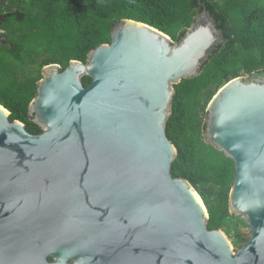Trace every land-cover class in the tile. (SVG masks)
Returning a JSON list of instances; mask_svg holds the SVG:
<instances>
[{
  "label": "water",
  "instance_id": "1",
  "mask_svg": "<svg viewBox=\"0 0 264 264\" xmlns=\"http://www.w3.org/2000/svg\"><path fill=\"white\" fill-rule=\"evenodd\" d=\"M221 41L205 11L178 43L121 20L85 63L43 67L28 106L41 133L0 105V264H264V78L231 80L206 109L204 142L234 163L229 213L249 229L236 252L171 174L173 86Z\"/></svg>",
  "mask_w": 264,
  "mask_h": 264
},
{
  "label": "trees",
  "instance_id": "2",
  "mask_svg": "<svg viewBox=\"0 0 264 264\" xmlns=\"http://www.w3.org/2000/svg\"><path fill=\"white\" fill-rule=\"evenodd\" d=\"M203 11L222 41L199 76L173 86L166 124L176 151L171 174L199 195L209 229L224 232L229 222L246 226L229 213L234 163L206 144L203 132L207 106L220 88L238 77L264 76V0H0V105L10 121L39 134L28 106L43 67L55 64L63 70L72 60L85 63L90 51L110 43L121 20L146 24L178 43ZM90 82L82 79L84 87Z\"/></svg>",
  "mask_w": 264,
  "mask_h": 264
},
{
  "label": "rangeland",
  "instance_id": "3",
  "mask_svg": "<svg viewBox=\"0 0 264 264\" xmlns=\"http://www.w3.org/2000/svg\"><path fill=\"white\" fill-rule=\"evenodd\" d=\"M23 72L26 75L31 74L30 70H26ZM243 78H247V77H243ZM225 230H228L229 233L228 234L224 233ZM225 230H224V232L222 231V233L227 238L229 243L232 244L231 245L232 249H236V248L238 249L239 246H242V244H244V242H246L249 239V229L245 225H237V223H235V222H229L225 226ZM242 240H243V242H242ZM234 241H235V243H234Z\"/></svg>",
  "mask_w": 264,
  "mask_h": 264
},
{
  "label": "flooded vegetation",
  "instance_id": "4",
  "mask_svg": "<svg viewBox=\"0 0 264 264\" xmlns=\"http://www.w3.org/2000/svg\"><path fill=\"white\" fill-rule=\"evenodd\" d=\"M262 78H264V76H258V77H256L255 79H262ZM220 230V229H219ZM222 231V230H221ZM227 239V238H226ZM229 242V241H228ZM245 243V242H244ZM230 244V243H229ZM230 245H232V244H230ZM243 245V244H242ZM241 246H239L238 247V249L240 248ZM231 248H232V246H231ZM237 248L236 249H232L234 252H236L237 250H238Z\"/></svg>",
  "mask_w": 264,
  "mask_h": 264
}]
</instances>
